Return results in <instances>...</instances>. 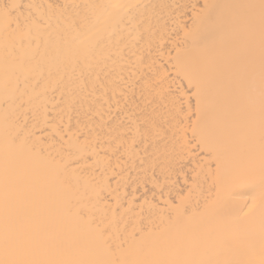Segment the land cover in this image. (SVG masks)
<instances>
[{
    "label": "bare ground",
    "instance_id": "obj_1",
    "mask_svg": "<svg viewBox=\"0 0 264 264\" xmlns=\"http://www.w3.org/2000/svg\"><path fill=\"white\" fill-rule=\"evenodd\" d=\"M0 264H264V0H0Z\"/></svg>",
    "mask_w": 264,
    "mask_h": 264
}]
</instances>
